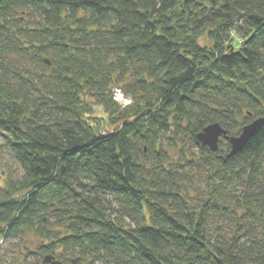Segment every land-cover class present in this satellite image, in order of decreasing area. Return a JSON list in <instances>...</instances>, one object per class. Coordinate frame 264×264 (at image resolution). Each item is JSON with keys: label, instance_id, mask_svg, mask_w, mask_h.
Here are the masks:
<instances>
[{"label": "trees", "instance_id": "1", "mask_svg": "<svg viewBox=\"0 0 264 264\" xmlns=\"http://www.w3.org/2000/svg\"><path fill=\"white\" fill-rule=\"evenodd\" d=\"M261 118L264 0H0L22 172L0 239L35 233L43 264H264V126L229 159L197 139Z\"/></svg>", "mask_w": 264, "mask_h": 264}, {"label": "rangeland", "instance_id": "2", "mask_svg": "<svg viewBox=\"0 0 264 264\" xmlns=\"http://www.w3.org/2000/svg\"><path fill=\"white\" fill-rule=\"evenodd\" d=\"M118 97L121 99L120 96ZM172 152L177 155L179 150L176 149ZM21 176L22 172L6 152L3 138L0 136V187H4L8 180L18 179ZM41 243V239L32 232H26L23 237L17 240L6 241L1 238L0 264H43V259L34 254L38 253ZM76 257H72V259Z\"/></svg>", "mask_w": 264, "mask_h": 264}, {"label": "water", "instance_id": "3", "mask_svg": "<svg viewBox=\"0 0 264 264\" xmlns=\"http://www.w3.org/2000/svg\"><path fill=\"white\" fill-rule=\"evenodd\" d=\"M264 126V118L253 121L246 125L238 136H230L220 124H212L207 126L202 132L197 135L198 141L205 147H208L212 152L219 150L221 140L230 143L231 151L227 155V159L240 153L249 141L257 136ZM57 264L53 257H47L44 260L45 264Z\"/></svg>", "mask_w": 264, "mask_h": 264}, {"label": "built area", "instance_id": "4", "mask_svg": "<svg viewBox=\"0 0 264 264\" xmlns=\"http://www.w3.org/2000/svg\"><path fill=\"white\" fill-rule=\"evenodd\" d=\"M118 96H120L121 99H119ZM114 98L117 102L124 104V105H128L130 103V101H128L127 99L124 98V95L120 89H116L114 91Z\"/></svg>", "mask_w": 264, "mask_h": 264}]
</instances>
